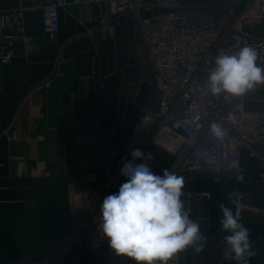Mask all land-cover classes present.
Segmentation results:
<instances>
[{"label": "crops", "instance_id": "obj_1", "mask_svg": "<svg viewBox=\"0 0 264 264\" xmlns=\"http://www.w3.org/2000/svg\"><path fill=\"white\" fill-rule=\"evenodd\" d=\"M249 2L186 0L204 7L228 4L237 15ZM44 3L0 0V12L36 7L34 12L26 10L25 28L28 37L40 43L39 53L33 55H27L21 42L12 44V61H0V264L51 262L77 225L102 149L124 142L143 110L158 101L134 15L103 30L111 18L108 4L70 5L60 13L58 34L50 37L42 24ZM61 57L69 63L60 65ZM256 105L261 107V89ZM158 155L166 169L172 158L162 151ZM244 164L242 188L253 198L239 221L249 229L255 253L248 264H264L261 166L248 164L246 157ZM189 188L212 195L210 204L197 203L199 218L210 222L200 226L203 236L230 234L221 231L219 206L235 214V178L218 172L198 174ZM183 255L186 264V252ZM118 258L109 246L97 258L79 253L78 264H112Z\"/></svg>", "mask_w": 264, "mask_h": 264}, {"label": "built area", "instance_id": "obj_2", "mask_svg": "<svg viewBox=\"0 0 264 264\" xmlns=\"http://www.w3.org/2000/svg\"><path fill=\"white\" fill-rule=\"evenodd\" d=\"M40 7L46 35L55 37L60 30V13L70 5L106 3L110 19L103 30L111 29L130 14L136 17L138 30L146 48L157 84V106L143 110L130 136L121 143L102 149L97 171L90 176L92 189L86 198L75 229L56 256L48 264H78L79 253L97 258L109 247L100 230L103 198L115 194L126 182L121 169L126 162L147 163L156 175H163L158 151L172 158L166 168L184 177L182 200L189 218L208 227L209 219H200L197 203L210 204L212 195L191 190L189 184L203 173H222L235 178L239 188L234 195L235 215L241 217L252 200L251 191L242 188L246 182L245 154L248 164L261 166L260 182L264 185V98L257 107L264 86L241 97H214L205 90L212 57L229 54L244 46L264 55V0H250L246 9L236 14L228 4L213 7L189 5L186 0H44ZM26 10L0 12V61L9 64L14 58L12 44H24L27 55L39 53L40 43L28 37L25 28ZM69 61L61 57L60 65ZM257 108L258 110H254ZM216 122L225 130L223 140L216 139L209 126ZM139 148L145 156L133 161L131 152ZM151 154L153 159L148 160ZM252 162H250V161ZM264 194V191H263ZM229 234L208 233L205 246L197 252L188 247L186 264H235L223 258L224 237ZM169 264H184L183 253ZM16 264H33L18 262ZM112 264H135L131 258L119 256Z\"/></svg>", "mask_w": 264, "mask_h": 264}, {"label": "clouds", "instance_id": "obj_3", "mask_svg": "<svg viewBox=\"0 0 264 264\" xmlns=\"http://www.w3.org/2000/svg\"><path fill=\"white\" fill-rule=\"evenodd\" d=\"M212 61L214 66L209 69L204 87L214 97H241L264 86V55L253 47L244 46L232 54L220 52ZM209 130L218 140L225 137V130L216 122L210 124ZM131 156L134 161L145 154L137 148ZM147 159H153L152 155ZM121 175L126 182L117 193L103 198L100 209V230L116 255L131 258L136 264H169L190 246L197 252L203 250L206 238L200 225L189 218L182 200L183 176L168 169L162 176L156 175L147 163L131 161L124 164ZM202 195L211 198L210 192ZM219 208L221 231L230 233L224 237L223 258L248 264L255 255L249 229L231 208L224 204Z\"/></svg>", "mask_w": 264, "mask_h": 264}, {"label": "rangeland", "instance_id": "obj_4", "mask_svg": "<svg viewBox=\"0 0 264 264\" xmlns=\"http://www.w3.org/2000/svg\"><path fill=\"white\" fill-rule=\"evenodd\" d=\"M261 97L264 98V91L261 93ZM261 109L264 110V106H262ZM254 110H258V109L255 108Z\"/></svg>", "mask_w": 264, "mask_h": 264}, {"label": "water", "instance_id": "obj_5", "mask_svg": "<svg viewBox=\"0 0 264 264\" xmlns=\"http://www.w3.org/2000/svg\"><path fill=\"white\" fill-rule=\"evenodd\" d=\"M99 36V35H98ZM97 38H99V37H97ZM245 157L246 158H248V156H247V154H245ZM249 159V158H248ZM250 161V160H249ZM250 162H252V161H250ZM255 163L257 164V162L255 161Z\"/></svg>", "mask_w": 264, "mask_h": 264}]
</instances>
